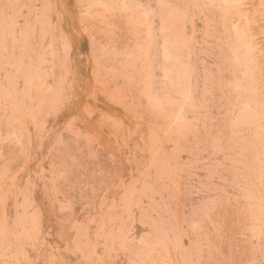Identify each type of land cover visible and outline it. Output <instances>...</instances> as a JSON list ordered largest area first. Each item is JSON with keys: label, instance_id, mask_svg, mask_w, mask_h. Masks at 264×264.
I'll list each match as a JSON object with an SVG mask.
<instances>
[{"label": "rangeland", "instance_id": "1", "mask_svg": "<svg viewBox=\"0 0 264 264\" xmlns=\"http://www.w3.org/2000/svg\"><path fill=\"white\" fill-rule=\"evenodd\" d=\"M0 264H264V0H0Z\"/></svg>", "mask_w": 264, "mask_h": 264}]
</instances>
